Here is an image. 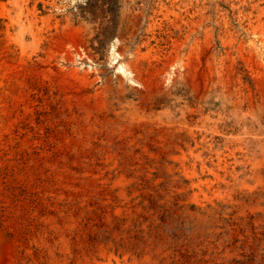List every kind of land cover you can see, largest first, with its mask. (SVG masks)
<instances>
[{"label":"rangeland","instance_id":"374dc122","mask_svg":"<svg viewBox=\"0 0 264 264\" xmlns=\"http://www.w3.org/2000/svg\"><path fill=\"white\" fill-rule=\"evenodd\" d=\"M194 1L225 3L236 29V7L248 4ZM255 3L264 30V0ZM120 6L0 0V264H264L263 109L253 143L234 151L219 137L213 148L170 151L103 131L93 89L76 73V28L98 11L116 18ZM110 22L98 36L102 54ZM255 92L264 101L259 80ZM90 108L91 141L80 134Z\"/></svg>","mask_w":264,"mask_h":264},{"label":"bare ground","instance_id":"6f19581e","mask_svg":"<svg viewBox=\"0 0 264 264\" xmlns=\"http://www.w3.org/2000/svg\"><path fill=\"white\" fill-rule=\"evenodd\" d=\"M120 1L116 18L98 11L76 28V73L93 89L105 134L131 143L151 140L170 151L213 148L215 137L233 151L252 144L258 109L264 110L255 92L258 80L264 89V52H257L255 39L264 30L254 0L236 7L237 29L221 1L213 8L194 0ZM107 21L116 25L102 54L98 36ZM242 31L250 38L247 47ZM85 110L80 134L91 141L95 116L92 108Z\"/></svg>","mask_w":264,"mask_h":264}]
</instances>
